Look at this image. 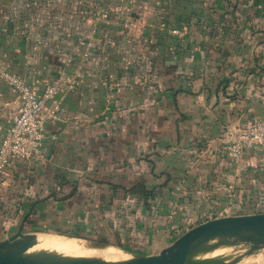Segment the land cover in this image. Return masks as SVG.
<instances>
[{
  "label": "crops",
  "instance_id": "1",
  "mask_svg": "<svg viewBox=\"0 0 264 264\" xmlns=\"http://www.w3.org/2000/svg\"><path fill=\"white\" fill-rule=\"evenodd\" d=\"M0 68L34 92L76 77L41 160L0 175V240L93 210L104 245L150 255L199 218L264 211V146L226 151L264 117V0H0ZM16 106L0 78V138ZM138 180L145 204L112 188Z\"/></svg>",
  "mask_w": 264,
  "mask_h": 264
},
{
  "label": "built area",
  "instance_id": "2",
  "mask_svg": "<svg viewBox=\"0 0 264 264\" xmlns=\"http://www.w3.org/2000/svg\"><path fill=\"white\" fill-rule=\"evenodd\" d=\"M178 34V29L171 30ZM0 78L15 94L17 106L11 115L10 124L0 138V175L13 160L39 162L42 158L40 142L43 138L45 119H55L60 102L74 88V74L59 73L34 92L20 76L0 68ZM48 101H53L45 117L39 114ZM232 141L228 153L238 159L244 149L264 146V117L250 125L236 126L229 130Z\"/></svg>",
  "mask_w": 264,
  "mask_h": 264
},
{
  "label": "water",
  "instance_id": "3",
  "mask_svg": "<svg viewBox=\"0 0 264 264\" xmlns=\"http://www.w3.org/2000/svg\"><path fill=\"white\" fill-rule=\"evenodd\" d=\"M32 233H21L17 230L1 239L0 264H184L193 251L215 237L233 238L231 243H250L242 252L244 255L259 249L264 245V212L223 215L206 219L181 232L155 254L131 255L130 258L121 261L61 257L41 253L21 254L19 250L29 241ZM88 242L94 246L107 244L93 240ZM218 243L209 244L208 247H214ZM209 263L193 262L192 264Z\"/></svg>",
  "mask_w": 264,
  "mask_h": 264
},
{
  "label": "rangeland",
  "instance_id": "4",
  "mask_svg": "<svg viewBox=\"0 0 264 264\" xmlns=\"http://www.w3.org/2000/svg\"><path fill=\"white\" fill-rule=\"evenodd\" d=\"M228 146L226 147L227 153H228ZM228 155H229V153H228ZM233 159H235V158H233ZM226 211H227V213L233 212V213H238V214H247L246 212H251V211H253V209L251 207H249V208H242V209H236V210L230 209V210H226ZM226 211L220 210V213H225ZM69 212H70L69 208H64L63 210L59 211V213L54 214L53 216H51L49 218H44L43 219L44 222H43L42 226H39V227H47L49 229H53V228L57 227V228L62 229V230H71L72 232L77 233L79 236H83V238L82 237H77V238L66 237V238H71V239H78L79 238L80 240H84V241L85 240L86 241H89V240L96 241L100 238H103L101 236L100 230H102L104 228L96 227V224L98 222H100V220L103 217V216L100 217L99 213H101V212H99V211L95 212L93 210H91V212L90 211L82 212L81 215H79L78 219L75 221V223H73L72 220H69L67 218ZM256 212H264V211H256ZM251 213H254V212H251ZM89 214L95 215L97 218L93 220L92 224L83 223V216H85V218H87V215H89ZM229 215H234V214H229ZM203 219H204V217L199 218L198 220L196 219V220L197 221H199V220L204 221ZM195 224H197V223H195ZM195 224L193 223V225H195ZM193 225L190 224L189 227H191ZM189 227H187V228H189ZM20 232L21 233H28L30 231L29 230L28 231H22L21 230ZM47 232L43 233V234H48V235L57 234V233L52 232V231H47ZM40 233H42V232H33L31 235L37 236V234H40ZM56 236H60V235H56ZM65 236H62V237H65ZM231 240H233V238H230V240L228 241V244L220 246L221 247V248L219 247L220 249L214 250L211 253L209 252V253L201 256L202 258L199 257V258L195 259L193 262H205V263L210 262L209 264H213V263L214 264H264V245L261 246L259 249L254 250L251 253L244 255L242 252L248 248L250 243L243 242V243H239V245L236 243L237 245H235V244L230 243ZM217 242H220V239L218 237H215L214 239H212L210 244L215 245ZM109 245H111V244H109ZM25 246L26 245H24V247ZM113 246L114 245L109 246V247H111L113 249H117L118 251H121L116 246H114V247ZM24 247H22L19 250L20 253L24 249ZM225 248L227 250H230V252H229L230 254H228L227 256L226 255L222 256L221 253H223ZM128 253L130 254L129 257H131V255H143V254H135V253H132L130 251H128ZM224 256H226V257H224ZM233 261H235V262H233Z\"/></svg>",
  "mask_w": 264,
  "mask_h": 264
},
{
  "label": "bare ground",
  "instance_id": "5",
  "mask_svg": "<svg viewBox=\"0 0 264 264\" xmlns=\"http://www.w3.org/2000/svg\"><path fill=\"white\" fill-rule=\"evenodd\" d=\"M219 239L220 242L214 247H208L212 239L207 241L202 247L193 251L188 256V259L184 264H191L195 259L209 252L211 253L214 250L220 249V246L228 244V241L230 240V238L226 237H219ZM236 243L239 245L240 242L231 244L237 245ZM25 245L26 246L21 251V254L41 253L61 257L93 258L103 261H121L130 258V255H127V252L125 254L122 251H118L117 249H113L105 245L94 246L88 241L43 233L37 234V236L31 235V238ZM229 252L230 250H227L225 248L221 255L227 256L228 254H230Z\"/></svg>",
  "mask_w": 264,
  "mask_h": 264
},
{
  "label": "trees",
  "instance_id": "6",
  "mask_svg": "<svg viewBox=\"0 0 264 264\" xmlns=\"http://www.w3.org/2000/svg\"><path fill=\"white\" fill-rule=\"evenodd\" d=\"M115 187H117L118 189H120V191L123 193L124 196L127 194L128 196L129 195L130 196L131 195L132 196L134 195V196H136L138 198H142L144 204H145V202L148 199H151L154 196V193H155L154 187H146L145 183L142 180H138V181L134 182L129 187H118V186H115V185L112 186V188H115ZM72 193L73 192L70 191L69 193L63 195L61 197V199H65L66 197H70L72 195ZM212 217H213V215H211L209 217H205L203 220L209 219V218H212ZM201 221L202 220H199L196 223H199ZM40 226H42V225H40ZM187 227H189V226H187ZM187 227H184L183 229H180L179 231H177L175 233V236L179 235L181 232H183L184 230H186ZM33 231H38V232H42V233H46L47 231H52V232L57 233V235H62V236H65L66 235V237H74V238L82 237L83 238V236H79L77 233L72 232L71 230H62V229H59L57 227H55L53 229H49L47 227H39V228H35ZM96 241L103 242V243H108L107 242V239L104 238V237L103 238H100V239H98ZM114 245L120 247L121 249L123 248L120 243H115Z\"/></svg>",
  "mask_w": 264,
  "mask_h": 264
}]
</instances>
